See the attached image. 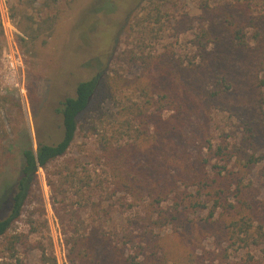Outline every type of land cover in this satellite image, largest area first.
<instances>
[{
  "label": "trees",
  "instance_id": "16d2710c",
  "mask_svg": "<svg viewBox=\"0 0 264 264\" xmlns=\"http://www.w3.org/2000/svg\"><path fill=\"white\" fill-rule=\"evenodd\" d=\"M255 1L225 0L215 5L201 2L200 16L209 23L194 40L204 60H210L211 52L216 53V48H208L216 46L224 32L237 49L248 52L246 89L250 96L243 104L226 102L234 84L220 66L208 67L205 75L194 60L186 67L179 63L171 72V64L163 59L169 54L151 57V65L159 58L153 64L154 75L133 84L139 99L124 104L120 111L132 133L126 140L103 135L99 144V160L109 174L111 210L104 206L105 190L100 189V193L93 192L99 196V201L93 200L95 213L99 217L101 213L104 217L111 214L113 219L123 221L113 228L104 223L87 227L81 221L82 213L67 211L63 216L59 212L70 264H214L204 242L212 229L221 230L216 237L231 246L264 244V181L256 186L254 180L255 169L264 163V151L259 146L264 144V79L259 77L264 71V11L256 9ZM36 2L49 8L58 0H32ZM113 9L110 1L100 2L96 8L106 13ZM9 11L12 18L20 16L19 41L27 55L35 51L38 42L47 43L54 31L55 15L37 20L35 14L19 12L14 5ZM161 18L155 20L160 22ZM213 60L217 63L215 56ZM104 78L115 80L109 82L111 97L129 86L103 71L80 81L75 95L66 96L57 108L63 119L61 140L39 141L36 148L23 149L12 206L0 219V239L5 240L9 252L8 256L0 255V264L18 259L21 246L36 247L44 263L51 259V264H57L53 253L49 256L44 247L31 243L26 235L10 231L31 199L38 169H46L68 153L80 128V117ZM215 108L228 111L237 121L218 136H214ZM90 178L88 175L79 181L89 187ZM261 193L263 197H259ZM169 230L176 238L166 232ZM165 235L171 236L172 249L165 244Z\"/></svg>",
  "mask_w": 264,
  "mask_h": 264
},
{
  "label": "rangeland",
  "instance_id": "374dc122",
  "mask_svg": "<svg viewBox=\"0 0 264 264\" xmlns=\"http://www.w3.org/2000/svg\"><path fill=\"white\" fill-rule=\"evenodd\" d=\"M102 1L112 2L114 9L108 13L96 10ZM203 1L215 5L225 0H154L152 3L143 0H58L49 8H43L40 2L32 3V0H0V219L8 215L12 206L23 149L36 148L39 141L56 143L61 140L63 119L57 111L59 102L75 95L77 84L99 71L129 84L111 97L109 82L115 80L108 82L104 78L93 102L80 117V128L68 153L51 162L46 169H38L31 199L11 234L26 235L31 243L44 247L48 255L53 253L57 264H70L59 212L63 216L67 211L82 213L81 221L87 227L104 223L113 228L123 221V218L113 219L111 214L104 217L101 213L99 217L95 213L93 200L99 201V196L93 192L105 190L104 206L107 207L111 191L108 170L99 160V144L103 135L126 140L132 133L133 129L129 133L120 111L124 104L139 99L133 92V84L139 80L145 82L149 75H154L153 64L159 58L151 65L152 56L169 54L163 59L171 64V72L179 63L186 67L194 60L205 75L208 67L220 66L234 84L226 102L239 105L249 98L247 51L237 49L226 32L216 46H209V51L216 48V53H210V60H204L195 46L197 34L209 23L207 18L200 16ZM255 3L256 9L264 11V0ZM12 5L19 12L35 14L37 20L55 15L52 16L55 18L54 31L47 43L38 42L35 51L28 55L19 41L22 36L17 28L20 16L8 17ZM157 16H162L160 22L155 20ZM252 33L253 30L249 31V36ZM12 48L16 54L18 50L21 57L19 60L16 55V68L8 58ZM145 58L150 60L144 61ZM183 74L189 76L187 72ZM259 77L264 79V71ZM213 111L214 136L234 127L237 121L230 118L228 111L216 108ZM259 146L264 151V144ZM262 172L264 163L255 169L256 186L264 181ZM88 175H91V186H83L79 179ZM218 225L214 223L215 227ZM220 231L212 229L204 237L214 264H264V244L231 246L225 239L216 237ZM171 235L175 237L174 233ZM165 244L173 248L171 236L165 235ZM6 246L5 240L0 239V255L8 256ZM17 256L18 259H8L10 264H51V259L48 263L42 261L36 247L21 246Z\"/></svg>",
  "mask_w": 264,
  "mask_h": 264
},
{
  "label": "built area",
  "instance_id": "2783aa9c",
  "mask_svg": "<svg viewBox=\"0 0 264 264\" xmlns=\"http://www.w3.org/2000/svg\"><path fill=\"white\" fill-rule=\"evenodd\" d=\"M8 17H10V15H8ZM9 22H10V18H9ZM11 24V23H10ZM16 47V46H15ZM18 55V59L20 60L21 57H20V54H19V51L17 50V54L15 53V51L13 50V48L10 50V53L8 55V58L11 60V65L13 67H15L16 63H17V56ZM16 68V67H15Z\"/></svg>",
  "mask_w": 264,
  "mask_h": 264
}]
</instances>
